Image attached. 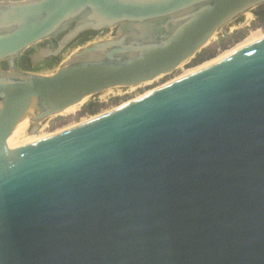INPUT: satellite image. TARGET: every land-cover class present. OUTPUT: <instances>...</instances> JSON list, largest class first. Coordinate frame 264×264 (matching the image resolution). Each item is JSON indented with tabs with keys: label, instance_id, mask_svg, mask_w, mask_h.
<instances>
[{
	"label": "water",
	"instance_id": "obj_1",
	"mask_svg": "<svg viewBox=\"0 0 264 264\" xmlns=\"http://www.w3.org/2000/svg\"><path fill=\"white\" fill-rule=\"evenodd\" d=\"M263 7L0 0V155L23 122L33 137L86 98L168 76ZM108 29L53 75L19 67ZM77 128L0 167V264H264V40Z\"/></svg>",
	"mask_w": 264,
	"mask_h": 264
},
{
	"label": "rangeland",
	"instance_id": "obj_2",
	"mask_svg": "<svg viewBox=\"0 0 264 264\" xmlns=\"http://www.w3.org/2000/svg\"><path fill=\"white\" fill-rule=\"evenodd\" d=\"M114 35L115 30L113 29L86 35L58 58H52L38 63H34L33 52L29 51L20 58L19 67L24 72H32L43 76L53 75L81 49L100 41L110 40ZM255 38H258V40L251 42ZM261 40H264V23H260L257 20L255 12H249L227 25L223 31L215 34L207 46L195 55L194 58L184 62L168 76H162L152 82L135 87L111 89L86 98L81 104L70 108L62 115L52 117L43 122L40 131L33 137L29 133L30 124L27 122L22 123L15 131L5 151L0 155V167L21 159L28 151L38 147L41 143L49 139L51 141L55 137L53 135L58 131L70 127H80L83 125V122L94 120L97 116H103L107 111H115L119 108L126 107L133 102L152 95L187 76L211 66V64L213 65L214 62L226 55L234 54L233 52L246 44L243 48H248V46L254 45L255 42H261ZM211 55L213 57L208 58ZM92 104L94 107L90 110L88 107Z\"/></svg>",
	"mask_w": 264,
	"mask_h": 264
},
{
	"label": "trees",
	"instance_id": "obj_3",
	"mask_svg": "<svg viewBox=\"0 0 264 264\" xmlns=\"http://www.w3.org/2000/svg\"><path fill=\"white\" fill-rule=\"evenodd\" d=\"M255 15H256V17H257V20H258L260 23H264V7L261 8V9H259L257 12H255ZM212 57H213V55L209 56L208 58H212ZM201 60H203V59H201ZM93 107H94V105L92 104V105H89L88 108L91 110ZM112 111H114V110L107 111V112H106L105 114H103V115L109 114V113L112 112ZM101 116H102V115H101ZM98 117H100V116H97L96 118H98ZM96 118H94V119H96ZM92 120H93V119H92ZM92 120L85 121V122H83L82 124L88 123V122H90V121H92ZM71 129H73V127H70V128H67V129H64V130H61V131H58V132H56L53 136L60 135V134L64 133L65 131H67V130H71Z\"/></svg>",
	"mask_w": 264,
	"mask_h": 264
},
{
	"label": "bare ground",
	"instance_id": "obj_4",
	"mask_svg": "<svg viewBox=\"0 0 264 264\" xmlns=\"http://www.w3.org/2000/svg\"><path fill=\"white\" fill-rule=\"evenodd\" d=\"M256 37V36H255ZM259 38V37H258ZM258 38H255V39H253V40H251V42H254V41H256V40H258ZM252 39V38H251ZM260 39V38H259ZM262 41V40H261ZM260 42V41H259ZM255 44H256V42H255ZM247 45V44H246ZM246 45H244V46H242V47H240L238 50H236L235 52H233L234 54H236V53H238L239 51H241V50H243V49H245V48H243V47H245ZM250 45V44H249ZM251 46V45H250ZM249 47V46H248ZM232 54V53H231ZM229 54V55H226V56H224L223 58H221L220 60H218L219 62H221V61H223V60H225V59H228L229 57H231L232 55H234V54ZM218 61H216V62H214L213 64H215V63H217ZM211 66H212V64H211ZM210 67V66H209ZM82 103V102H81ZM80 103V104H81ZM76 106H78V105H76ZM76 106H74V107H76ZM71 108H73V107H71ZM70 109V108H69ZM68 109V110H69ZM67 111V110H66ZM65 111V112H66ZM27 122V121H26ZM24 123V122H23ZM28 123V122H27ZM21 126V125H20ZM19 126V127H20ZM18 127V128H19Z\"/></svg>",
	"mask_w": 264,
	"mask_h": 264
}]
</instances>
